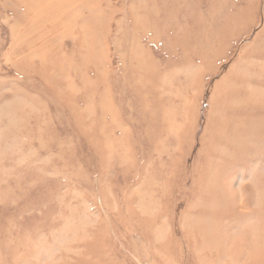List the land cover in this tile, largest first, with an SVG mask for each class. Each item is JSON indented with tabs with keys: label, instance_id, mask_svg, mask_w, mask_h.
<instances>
[{
	"label": "rangeland",
	"instance_id": "rangeland-1",
	"mask_svg": "<svg viewBox=\"0 0 264 264\" xmlns=\"http://www.w3.org/2000/svg\"><path fill=\"white\" fill-rule=\"evenodd\" d=\"M0 264H264V0H0Z\"/></svg>",
	"mask_w": 264,
	"mask_h": 264
},
{
	"label": "bare ground",
	"instance_id": "bare-ground-1",
	"mask_svg": "<svg viewBox=\"0 0 264 264\" xmlns=\"http://www.w3.org/2000/svg\"><path fill=\"white\" fill-rule=\"evenodd\" d=\"M225 219V218H224Z\"/></svg>",
	"mask_w": 264,
	"mask_h": 264
}]
</instances>
